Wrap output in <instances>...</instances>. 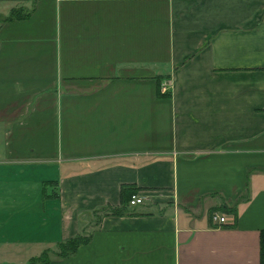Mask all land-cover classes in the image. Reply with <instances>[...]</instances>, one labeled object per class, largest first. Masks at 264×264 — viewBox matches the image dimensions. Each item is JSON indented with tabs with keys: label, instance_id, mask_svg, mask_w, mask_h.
Masks as SVG:
<instances>
[{
	"label": "crops",
	"instance_id": "0c3cea01",
	"mask_svg": "<svg viewBox=\"0 0 264 264\" xmlns=\"http://www.w3.org/2000/svg\"><path fill=\"white\" fill-rule=\"evenodd\" d=\"M261 230L264 0H0V263L264 264Z\"/></svg>",
	"mask_w": 264,
	"mask_h": 264
},
{
	"label": "trees",
	"instance_id": "16d2710c",
	"mask_svg": "<svg viewBox=\"0 0 264 264\" xmlns=\"http://www.w3.org/2000/svg\"><path fill=\"white\" fill-rule=\"evenodd\" d=\"M28 14L27 9H23L18 7L17 9L11 8L9 11L8 18L14 17H22ZM158 80V78H157ZM136 191V187L131 183H120L119 185V206H105L104 209H110L107 212L117 213L118 210H121L125 204H128V198L131 193ZM96 211V210H95ZM88 239L87 233H75L72 236L61 240L57 243V251L56 254L59 256H65L72 253L76 247L86 242ZM41 252V253H40ZM37 255H33L29 257L28 264H44L48 262L49 256L46 254V250L40 251ZM259 257L261 262L264 261V230L259 232V247H258ZM0 264H8V263H0Z\"/></svg>",
	"mask_w": 264,
	"mask_h": 264
},
{
	"label": "built area",
	"instance_id": "2783aa9c",
	"mask_svg": "<svg viewBox=\"0 0 264 264\" xmlns=\"http://www.w3.org/2000/svg\"><path fill=\"white\" fill-rule=\"evenodd\" d=\"M143 199H144V195L142 193H138L135 191V192L130 194V196L128 198V204L129 205L137 204V203L142 202ZM210 218L213 220L217 219L218 221L224 220V216L218 214L217 211H215V210L210 212Z\"/></svg>",
	"mask_w": 264,
	"mask_h": 264
},
{
	"label": "rangeland",
	"instance_id": "374dc122",
	"mask_svg": "<svg viewBox=\"0 0 264 264\" xmlns=\"http://www.w3.org/2000/svg\"><path fill=\"white\" fill-rule=\"evenodd\" d=\"M43 250H46V254L49 256V253H56L57 251V246L56 248L54 247L53 249H43ZM41 253V252H40Z\"/></svg>",
	"mask_w": 264,
	"mask_h": 264
}]
</instances>
